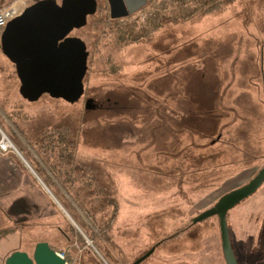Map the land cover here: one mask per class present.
<instances>
[{
	"label": "rangeland",
	"instance_id": "obj_1",
	"mask_svg": "<svg viewBox=\"0 0 264 264\" xmlns=\"http://www.w3.org/2000/svg\"><path fill=\"white\" fill-rule=\"evenodd\" d=\"M97 4L71 33L88 51L76 103L22 99L0 48V131L41 182L53 181L75 223L14 155L21 188L11 205L0 197V264L44 238L72 250L75 264H131L154 245L141 264H225L217 218L191 219L264 166V0H147L115 21L106 0ZM87 99L99 108L85 111ZM41 140L50 143L43 151L34 146ZM121 193L122 203L141 207L131 228H116ZM227 226L238 264H264V184L227 213ZM57 227L68 241L54 237Z\"/></svg>",
	"mask_w": 264,
	"mask_h": 264
},
{
	"label": "water",
	"instance_id": "obj_2",
	"mask_svg": "<svg viewBox=\"0 0 264 264\" xmlns=\"http://www.w3.org/2000/svg\"><path fill=\"white\" fill-rule=\"evenodd\" d=\"M112 20L129 17L143 7L145 0H106ZM97 11V0H38L27 6L20 15L10 20L0 38V48L5 58L14 66L19 81L18 93L28 102H36L43 95L60 99L69 104L76 103L84 93L83 80L87 71L88 51L83 40L71 33L86 26L88 17ZM99 106L87 99L85 111ZM34 178L54 200L47 187L25 162ZM264 184V166L245 185L222 195L209 209L191 219L196 224L216 217L220 244L225 264H238L227 226V213L235 206L255 194ZM57 204L56 200H54ZM71 223H75L65 210ZM157 245L141 255L131 264H140L155 250ZM102 260V258L100 257ZM47 242H38L30 253L14 251L6 257L4 264H65ZM105 263V262H104Z\"/></svg>",
	"mask_w": 264,
	"mask_h": 264
},
{
	"label": "crops",
	"instance_id": "obj_3",
	"mask_svg": "<svg viewBox=\"0 0 264 264\" xmlns=\"http://www.w3.org/2000/svg\"><path fill=\"white\" fill-rule=\"evenodd\" d=\"M16 160L14 159V156H12V155H10V154H6V155H0V172L2 171V170H4L3 169V167L5 168H7L8 169V171L10 170V173L9 174H7V176L6 177H4L3 176V174H0V197H5V196H10L7 200L9 201V204L11 203H13L14 202V200H15V198H14V195H16V196H19V195H17L18 194V192L20 191V177H19V175L18 174H16L15 176H14V174H13V171L14 170H16V166L15 165H17L16 164V162H15ZM19 166V165H18ZM34 177V176H33ZM35 179V178H34ZM37 181V180H36ZM6 186V187H5ZM3 188H6V190H5V192L4 191H2V189ZM44 190V189H43ZM127 192H128V190H127ZM129 193H130V191H129ZM122 195H124V193L122 194H120V196H121V205L120 206H118V213H117V217H116V219H115V223H116V228L118 229V228H131L133 225L135 226L136 225V223L139 221V220H141L142 218V213H141V211H140V209H141V207H137V208H131V207H129V206H127L125 203H124V201H123V203H122V199H123V196ZM10 204V205H11ZM4 205V204H3ZM2 204H1V202H0V228H3V227H5V224H4V221H5V217H3V214L5 213L4 212V210H5V208L6 207H4ZM7 206H9L8 204H7ZM133 207H135V206H133ZM12 212H14L13 211V209L12 208H9ZM136 211H138V212H136ZM135 212L137 213V214H139V216L138 217H136V219L133 217L134 216V214H135ZM12 217V216H11ZM7 221H12L13 219L11 218H7L6 219ZM15 220L17 221V222H19L20 220H21V218H20V215L17 213L16 215H15ZM54 234L56 235V236H54V237H62L63 238V240L65 239L66 241H68L67 239H68V235L65 233V232H63L60 228H56V232L54 231ZM57 234H59V236L57 235ZM66 237V238H65ZM54 240V239H53ZM53 240L52 239H43V240H38L36 243H38V242H47L49 245H50V247L51 248H53L55 251H59V250H61L62 248L61 247H57V248H55V246L53 245ZM56 241H57V238H56ZM35 243V244H36ZM163 243V242H162ZM34 244V245H35ZM60 244V243H59ZM157 244H159V243H157ZM34 245L32 246V249H33V247H34ZM67 243H65V246L67 247ZM114 246H115V248H116V245H115V243H114ZM65 247V248H66ZM68 248V247H67ZM156 248H157V246H156ZM156 248H155V250H156ZM155 250L153 251V253L155 252ZM22 251H25V252H27L26 250H22ZM152 253V254H153ZM151 254V255H152ZM150 255V256H151ZM149 256V257H150ZM113 259H112V261L114 262V263H116L115 262V260H114V258L115 257H112ZM83 260V257H81V258H79V261H78V264H87L86 262H83L82 261ZM120 263V262H119ZM141 264V263H140Z\"/></svg>",
	"mask_w": 264,
	"mask_h": 264
},
{
	"label": "built area",
	"instance_id": "obj_4",
	"mask_svg": "<svg viewBox=\"0 0 264 264\" xmlns=\"http://www.w3.org/2000/svg\"><path fill=\"white\" fill-rule=\"evenodd\" d=\"M30 1L31 0H0V38L5 28V25L10 20L20 15V13L26 8L25 6L26 3ZM145 2L147 3V0H145ZM0 134H1L0 135V155L13 154L18 157L20 152L17 150V148L14 146L11 140L6 135H4L1 131H0ZM84 238H85L84 248H87V247L92 248L94 253L98 255L100 258L101 256L97 252L94 242L87 240L85 236ZM72 247L78 249L75 243L73 244ZM55 252L60 258L65 259L66 261L65 264H75L76 257L72 255V250H71V254H68L69 251H62V250L55 251Z\"/></svg>",
	"mask_w": 264,
	"mask_h": 264
},
{
	"label": "trees",
	"instance_id": "obj_5",
	"mask_svg": "<svg viewBox=\"0 0 264 264\" xmlns=\"http://www.w3.org/2000/svg\"><path fill=\"white\" fill-rule=\"evenodd\" d=\"M231 2V0H227V2ZM208 5V4H207ZM220 3L218 2H216L215 4H211V5H209V6H207V7H205V9H203L202 10V13H204V14H206V13H211L212 11H215V10H218L219 8H220ZM97 7H98V4H97ZM109 18L107 17V14H104V16L101 18V22H107V20H108ZM110 20V19H109ZM115 21V20H114ZM97 105H99V104H97ZM262 107H263V109H264V102H262ZM99 108V107H98ZM31 145H32V143L31 142H29ZM44 143H46L44 140H41L39 143L38 142H36V143H34V146H39V149L40 150H42L43 151V148H44ZM46 145H50V143H46ZM71 145H73V142L71 143ZM65 151V150H64ZM64 151H61L60 153H62L63 155H61V154H59V157H67L68 158V160H71L72 158H74V156H73V153H72V151H66V152H64ZM10 155H12V156H14L13 154H10ZM15 157V156H14ZM66 158V159H67ZM77 165L75 164V166H74V168L76 167ZM42 173V171H40L39 172V174L41 175V176H43V173ZM44 185L47 187V189L48 190H51L53 193H54V195H55V197L59 200V202L61 203L60 205H63L64 207H65V205H66V201H64V196L63 195H61V193H55L54 192V183H53V181H51V179H49V178H46L45 176H44ZM42 181V182H43ZM69 186H70V184H68ZM68 185H64V186H66V192L67 193H69L70 192V187H68ZM51 193V192H50ZM110 193V192H109ZM52 194V193H51ZM53 195V194H52ZM54 195H53V197H54ZM75 198H78V194L77 193H73L72 194ZM54 197V198H55ZM55 198V199H56ZM56 199V200H57ZM112 201H113V199L112 200H107V205H106V207H110V206H112ZM58 202V203H59ZM80 203V202H79ZM112 213V212H111ZM113 214V213H112ZM114 215V214H113ZM94 218V217H93ZM14 232H11V233H9V234H13ZM8 234V235H9ZM6 236H1L0 237V240H2V239H4ZM66 238V237H65ZM235 253V252H234Z\"/></svg>",
	"mask_w": 264,
	"mask_h": 264
},
{
	"label": "bare ground",
	"instance_id": "obj_6",
	"mask_svg": "<svg viewBox=\"0 0 264 264\" xmlns=\"http://www.w3.org/2000/svg\"><path fill=\"white\" fill-rule=\"evenodd\" d=\"M26 162V161H25ZM27 163V162H26ZM28 164V163H27ZM43 183V182H42ZM49 191V190H48ZM49 193H50V191H49ZM51 194V193H50ZM53 196V195H52ZM54 198V197H53ZM54 200H56L55 198H54ZM56 202H58L57 200H56ZM57 204H59V203H57ZM60 205V204H59ZM61 206V205H60ZM62 207V206H61ZM63 209V208H62ZM64 210V209H63Z\"/></svg>",
	"mask_w": 264,
	"mask_h": 264
},
{
	"label": "flooded vegetation",
	"instance_id": "obj_7",
	"mask_svg": "<svg viewBox=\"0 0 264 264\" xmlns=\"http://www.w3.org/2000/svg\"><path fill=\"white\" fill-rule=\"evenodd\" d=\"M134 1V0H133ZM99 106V105H98Z\"/></svg>",
	"mask_w": 264,
	"mask_h": 264
}]
</instances>
